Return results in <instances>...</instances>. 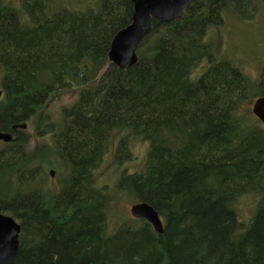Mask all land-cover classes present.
I'll list each match as a JSON object with an SVG mask.
<instances>
[{
    "label": "trees",
    "instance_id": "obj_1",
    "mask_svg": "<svg viewBox=\"0 0 264 264\" xmlns=\"http://www.w3.org/2000/svg\"><path fill=\"white\" fill-rule=\"evenodd\" d=\"M253 1L193 2L179 20L153 21L127 70L108 52L131 23V0H99L84 12L19 0L24 19L0 3V133L31 122L42 132L48 126L37 111L63 91L77 92L62 108L61 127L51 126L47 150L29 152L20 131L0 151V214L21 229L9 264H264V129L240 114L248 80L216 62L204 42L228 12L252 18ZM203 62L204 74L191 80ZM115 137L116 190L151 206L161 235L136 219L107 231L114 196L96 175ZM131 138L147 145L140 172L123 167L132 161ZM50 171L63 172L55 194L43 189ZM244 195L257 200L247 222L235 207Z\"/></svg>",
    "mask_w": 264,
    "mask_h": 264
},
{
    "label": "rangeland",
    "instance_id": "obj_2",
    "mask_svg": "<svg viewBox=\"0 0 264 264\" xmlns=\"http://www.w3.org/2000/svg\"><path fill=\"white\" fill-rule=\"evenodd\" d=\"M0 3L16 10L20 13L22 19L26 16L22 12L19 0H0ZM47 3L52 10L66 9L73 12H84L89 9H96L99 5V0H47ZM204 42L210 47L211 54L216 62L226 61L231 63L248 80L249 92L247 100L240 107V114L247 117L256 127H262L257 119L252 116L251 110L255 99L260 94L256 90V85L264 68V4L259 0H254L253 17L249 19H243L236 14L228 12L225 14L224 22L221 26L208 30ZM203 67H207L204 62L191 72V80L194 81L202 77L205 72ZM1 79L2 72L0 70V82ZM76 97L77 92L73 90L63 91L50 99L45 106H42L37 111L35 119L40 117L43 119V123L45 122L44 126L46 124L48 127L41 129L42 132H37V130L34 131L32 128V122L27 125L24 132L28 136L29 152L40 154L43 149L46 148L47 150L52 145L53 138L50 131L52 132L53 130L50 128L55 126V124L58 126L56 128L59 129L61 127L59 124L62 118V108L72 105ZM116 140L117 137L113 139L110 151L103 158L96 175L97 185L101 189L108 191L111 196H114L106 206L107 231L109 234L114 233L125 221L132 219L130 208L134 205L133 199L129 195L120 194L116 190L120 175L115 163ZM127 146L132 161L125 163L123 167L129 173L140 172L143 169L147 145L141 140L131 138ZM33 154V160H35ZM38 166H40V163ZM50 172L54 173L53 178L49 176V173L45 181H43V189L49 192L52 191L55 194L58 193L61 187L62 179L60 178H63V172L58 175L56 171ZM36 187L38 185L34 184V188ZM256 201V196L254 195H244L236 201L235 207L240 220L247 222L253 217Z\"/></svg>",
    "mask_w": 264,
    "mask_h": 264
},
{
    "label": "water",
    "instance_id": "obj_3",
    "mask_svg": "<svg viewBox=\"0 0 264 264\" xmlns=\"http://www.w3.org/2000/svg\"><path fill=\"white\" fill-rule=\"evenodd\" d=\"M202 1L204 0H131V23L114 36L108 52V61L120 70L133 67L138 62L136 49L150 31L153 21L166 24L179 20L187 5ZM251 112L264 128V96L253 103ZM26 128L25 124L15 125L12 131H25ZM0 141L10 143L12 135L0 133ZM53 175L54 173L50 172L51 178ZM130 215L133 219L147 222L156 234H162L163 224L151 206L145 203L133 205ZM20 230V225L13 218L0 214V264H9L16 256Z\"/></svg>",
    "mask_w": 264,
    "mask_h": 264
},
{
    "label": "flooded vegetation",
    "instance_id": "obj_4",
    "mask_svg": "<svg viewBox=\"0 0 264 264\" xmlns=\"http://www.w3.org/2000/svg\"><path fill=\"white\" fill-rule=\"evenodd\" d=\"M1 97H2V90L0 89V99H1ZM12 127H11V131H12ZM20 131L21 130H16V131H12V133H10L12 135V141L10 143H4L3 141H0V146H2V147H0V151H3L4 149H6L8 147V145L11 144L15 140V137L14 136L17 135L16 133H18ZM57 189H59V188H57Z\"/></svg>",
    "mask_w": 264,
    "mask_h": 264
}]
</instances>
